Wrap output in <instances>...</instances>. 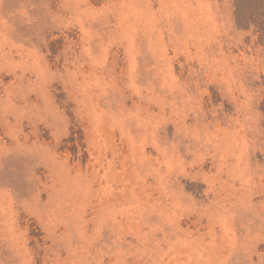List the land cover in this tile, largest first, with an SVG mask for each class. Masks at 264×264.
<instances>
[{"label":"rangeland","instance_id":"374dc122","mask_svg":"<svg viewBox=\"0 0 264 264\" xmlns=\"http://www.w3.org/2000/svg\"><path fill=\"white\" fill-rule=\"evenodd\" d=\"M0 264H264V0H0Z\"/></svg>","mask_w":264,"mask_h":264}]
</instances>
